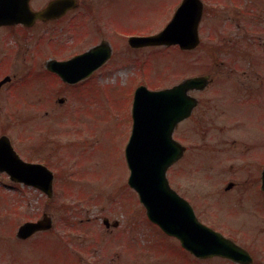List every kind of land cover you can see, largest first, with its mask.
I'll return each instance as SVG.
<instances>
[{"label": "rangeland", "instance_id": "1", "mask_svg": "<svg viewBox=\"0 0 264 264\" xmlns=\"http://www.w3.org/2000/svg\"><path fill=\"white\" fill-rule=\"evenodd\" d=\"M217 1L207 0L208 14L205 12L200 26L202 46L194 53L178 47L145 49L140 56L127 52L72 92L65 91L63 82L48 75L43 65L27 64V89L21 88L16 94L13 91L11 102L3 104L0 134L10 132L22 152L15 148L27 160L51 155L58 176L52 199L11 182L7 175L0 176V264H231L218 257L195 259L176 239L150 223L138 196L128 185L130 172L126 162L138 82L143 81L149 89L162 88L199 75L214 66V48L221 40V31H225L228 40L236 37L228 14L222 18L221 30V17L214 11ZM249 1L255 6L253 29L261 33L263 41L264 0ZM179 3L180 0H121L116 2L117 15L133 16V25L141 24L138 29L157 33L171 20ZM205 47L213 54L207 57L203 53ZM218 88L216 81L209 93L219 108L224 104ZM67 95L71 102L62 107L58 101ZM2 101L0 97V105ZM211 115L219 117V112L213 110ZM235 115L230 114L232 118ZM245 117L250 122L255 120L254 112ZM224 121L233 123L224 134L236 136V131H240L235 125L237 118ZM186 131L193 140L208 132L211 136L221 134L212 128L198 127L195 121L177 132L182 140L191 141ZM201 169V158L196 155L190 164L182 162L172 168L168 177L175 188L177 185L182 194L190 197L197 211L202 210L203 202L217 199L229 206V201L234 200L232 193L219 196L223 179L215 174L205 177ZM219 206L217 223L227 233L233 227L234 231L261 234L263 241L241 240L255 252V264H264V221L257 228L261 221L248 214L249 209ZM44 213L54 219L53 231L19 242V226L41 219ZM105 218L111 223L118 221V227L107 230ZM255 242L263 245L259 248Z\"/></svg>", "mask_w": 264, "mask_h": 264}, {"label": "flooded vegetation", "instance_id": "2", "mask_svg": "<svg viewBox=\"0 0 264 264\" xmlns=\"http://www.w3.org/2000/svg\"><path fill=\"white\" fill-rule=\"evenodd\" d=\"M116 2L121 3V0H27V9L22 11L29 18L26 24L0 25V82L10 78L0 87V97L3 100L0 109L4 108L3 104L11 102L13 91L16 94L21 88L27 89V64L43 65L48 75L63 82L65 91L72 92V89L81 86L111 61L118 60L119 56L123 57L127 52L140 56L145 49L159 48L141 47L137 43H130L131 37L145 36L144 30L138 29L140 23L133 25V16L129 18L128 14L117 15ZM15 5L13 0H0V13L10 14ZM215 12L221 17V30L224 27V14L229 15L227 20L233 24L236 37L228 40L225 31H221V40L214 48V66L199 75L183 79L206 77L207 85L189 92L188 96L195 99L196 105L191 116L180 123L175 136L182 126L192 121H195L198 127L212 128L221 134L211 136L208 132L193 140L190 132L186 131L191 141L182 140L177 135L176 139L185 146V154L179 164H190L192 157L200 156L202 174L205 177L215 174L223 179L219 196L224 197L232 193L234 200H228L229 206L249 209L248 214L256 215L261 221L256 226L260 228L264 221V40H261V33L253 29L256 23L255 6H252L249 0L232 3V7L229 3L219 0ZM92 50L95 51L94 56L89 58V61H106L102 68L90 73L82 81L66 83L58 73L49 70L51 64L69 62ZM203 53L208 57V47H205ZM16 66H21L18 71L15 70ZM216 81L224 104L219 108L209 93ZM174 85L176 84L172 86ZM67 101L71 102L69 95L64 97L62 102L58 101V104L63 107ZM213 110L219 112V117L211 115ZM232 112L236 113L233 118L230 116ZM252 112L255 120L250 122L245 115ZM236 118L235 125L240 131H236L237 135L232 137L224 134L225 129L233 124L224 119ZM0 135L11 133L2 131ZM11 142L14 145L13 137ZM49 158L27 160V157H24V160L42 163L52 169V157ZM25 188L27 189V186ZM183 197L190 199L187 195ZM251 197L252 203H249ZM214 202L217 203L216 206L212 205ZM220 202L219 199L203 202L202 210H198L201 214L192 205L205 225L221 232L247 250L253 258L251 264H255V252L241 239L263 241L261 234L234 231L233 227H230L227 233L228 231L217 223L215 216L220 213V204L229 207L223 205L227 202ZM246 204L249 207H245ZM256 245L260 248L263 244ZM221 259L238 264L227 258Z\"/></svg>", "mask_w": 264, "mask_h": 264}, {"label": "water", "instance_id": "3", "mask_svg": "<svg viewBox=\"0 0 264 264\" xmlns=\"http://www.w3.org/2000/svg\"><path fill=\"white\" fill-rule=\"evenodd\" d=\"M10 14L0 13V24L24 22L18 9L25 8V0H15ZM203 5L200 0H184L172 21L157 35L133 38L131 43L146 45H179L183 50H193L200 43L199 25ZM94 52L88 56H93ZM85 57V58H86ZM83 59H80V63ZM85 61L86 66L93 64ZM79 61L52 64L51 69L64 80L76 82L80 78ZM102 62L96 63L98 68ZM1 85V84H0ZM207 85L206 77L184 81L160 91L140 86L134 96L133 128L126 148L130 170L129 185L138 192L147 210L148 218L170 236L181 240L183 247L198 257L223 256L242 263L248 255L221 234L203 225L195 216L191 205L175 192L167 172L184 153V147L174 140L173 134L180 122L188 118L196 105L188 92ZM7 171L11 180L41 189L53 195V173L43 165L26 163L14 152L6 139L0 141V173ZM52 219L47 215L36 223H25L18 231L20 239H27L36 232L51 229Z\"/></svg>", "mask_w": 264, "mask_h": 264}]
</instances>
